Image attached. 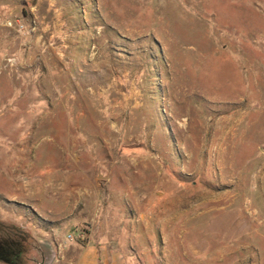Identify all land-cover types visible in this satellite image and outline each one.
Masks as SVG:
<instances>
[{
  "label": "rangeland",
  "instance_id": "374dc122",
  "mask_svg": "<svg viewBox=\"0 0 264 264\" xmlns=\"http://www.w3.org/2000/svg\"><path fill=\"white\" fill-rule=\"evenodd\" d=\"M85 2L135 55V91L82 118L0 100V220L26 231L30 264L51 249L38 226L127 264H264V0Z\"/></svg>",
  "mask_w": 264,
  "mask_h": 264
},
{
  "label": "crops",
  "instance_id": "0c3cea01",
  "mask_svg": "<svg viewBox=\"0 0 264 264\" xmlns=\"http://www.w3.org/2000/svg\"><path fill=\"white\" fill-rule=\"evenodd\" d=\"M83 3L85 0H0V86L6 82L15 91L0 93V100H30L33 111L43 107L53 117L82 118L95 101H112L135 91V55L128 52L123 59L119 48L113 47L118 42L94 15L84 22L79 13ZM32 18L37 20V28L29 37L5 24L8 19L28 22ZM6 51H18L22 62L19 72L10 76L2 63ZM7 211L12 210L2 208L3 213ZM35 230L38 241L51 245L42 252L41 260H37L38 246L37 256L33 254L36 264H127L117 245L94 234L84 233L82 239L70 241L64 238L62 227L46 230L38 226Z\"/></svg>",
  "mask_w": 264,
  "mask_h": 264
},
{
  "label": "trees",
  "instance_id": "16d2710c",
  "mask_svg": "<svg viewBox=\"0 0 264 264\" xmlns=\"http://www.w3.org/2000/svg\"><path fill=\"white\" fill-rule=\"evenodd\" d=\"M31 253L26 231L0 220V260L6 264H30Z\"/></svg>",
  "mask_w": 264,
  "mask_h": 264
},
{
  "label": "built area",
  "instance_id": "2783aa9c",
  "mask_svg": "<svg viewBox=\"0 0 264 264\" xmlns=\"http://www.w3.org/2000/svg\"><path fill=\"white\" fill-rule=\"evenodd\" d=\"M79 11H81V14L83 16L86 14L85 9L83 7H80ZM5 24L8 26H13L12 20H6ZM37 28V20L35 18H32L28 24H24L22 22L17 21V28L16 31L23 36V37H29L31 34L36 30ZM51 44V43H50ZM5 66L8 67L9 73H18L19 69L21 68V56L18 51H13L10 53H7L4 56ZM83 234L79 233L76 235V238L82 239ZM67 240H75L76 238L72 234L67 235Z\"/></svg>",
  "mask_w": 264,
  "mask_h": 264
}]
</instances>
